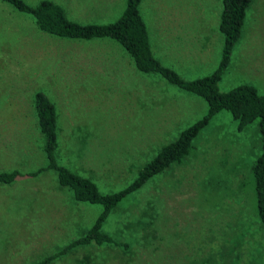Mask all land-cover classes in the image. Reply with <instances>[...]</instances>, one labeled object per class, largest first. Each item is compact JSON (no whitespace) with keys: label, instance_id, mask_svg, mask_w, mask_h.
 <instances>
[{"label":"rangeland","instance_id":"374dc122","mask_svg":"<svg viewBox=\"0 0 264 264\" xmlns=\"http://www.w3.org/2000/svg\"><path fill=\"white\" fill-rule=\"evenodd\" d=\"M34 5L39 0H24ZM79 23L114 21L125 0H51ZM221 0H142L153 54L185 79L219 60ZM250 83L264 94V0H252L219 90ZM53 102L55 157L101 192L127 185L158 148L200 118L205 102L137 71L107 38H59L0 0V264H30L81 236L101 210L76 201L44 169L32 95ZM260 152L256 120L238 130L215 113L186 157L127 194L102 230L118 242L76 247L47 264H264V222L255 208L251 165ZM58 189V190H57Z\"/></svg>","mask_w":264,"mask_h":264},{"label":"trees","instance_id":"16d2710c","mask_svg":"<svg viewBox=\"0 0 264 264\" xmlns=\"http://www.w3.org/2000/svg\"><path fill=\"white\" fill-rule=\"evenodd\" d=\"M1 1L19 12L29 14L36 28L47 34L59 38L80 40L107 38L114 41L128 54L137 71L157 74L168 84L201 98L206 105L204 114L181 129L173 140L161 145L154 156L138 168L135 177L127 185L116 191L101 192L92 180L58 162L55 157L58 144L55 106L42 90H36L32 95V107L38 132L43 138L45 164L25 174L35 176L44 169H50L55 173L58 187L69 189L74 200L98 204L101 210L81 236L30 264H47L65 252L91 243L119 245L102 230L108 213L148 178L164 171L171 164H179L187 156L192 139L208 120L221 110L227 111L236 121L238 130L254 120L257 122L260 152L251 165V173L254 181L256 214L258 219L264 222V94L259 93L250 83H239L224 91L218 89V81L227 69L232 48L240 38L246 10L252 0H221L217 29L222 35V44L218 63L211 73L193 79L181 77L155 58L148 29L140 11L142 0H125L119 16L108 23H79L71 20L64 8L51 0H39L34 5L24 0ZM19 174L16 169L0 171V183H10Z\"/></svg>","mask_w":264,"mask_h":264},{"label":"crops","instance_id":"0c3cea01","mask_svg":"<svg viewBox=\"0 0 264 264\" xmlns=\"http://www.w3.org/2000/svg\"><path fill=\"white\" fill-rule=\"evenodd\" d=\"M215 67H216V66H215ZM215 67H214V68H215ZM213 70H214V69H213ZM213 70H212V71H213ZM212 71H211V72H212ZM211 72H210V73H211ZM208 74H209V73H208ZM206 75H207V74H206ZM203 76H204V75H203ZM181 77H182V76H181ZM196 78H198V77H196ZM35 176H36V175H35ZM59 188H60V187H59ZM57 190H58V189H57Z\"/></svg>","mask_w":264,"mask_h":264}]
</instances>
